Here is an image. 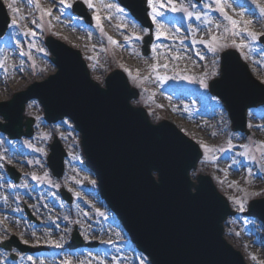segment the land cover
<instances>
[{
  "label": "rangeland",
  "instance_id": "obj_1",
  "mask_svg": "<svg viewBox=\"0 0 264 264\" xmlns=\"http://www.w3.org/2000/svg\"><path fill=\"white\" fill-rule=\"evenodd\" d=\"M0 1L11 18L5 35L0 39V64H3L0 67V83L7 84V88L0 92V102L9 100L14 93L55 72L44 46V39L53 36L83 55L91 78L101 85L104 77L114 69L125 73L134 88L139 90L144 84V91L140 88L142 91H139L140 96L134 105L145 108L154 123L170 121L199 145L202 157L191 174L192 178L207 174L215 185L224 186L223 195L229 198L232 209H241L237 201L244 205L246 197L257 198L264 194V108L247 113V137L231 133L221 104L208 96L200 83L203 79L207 84L210 78L218 75L215 61L226 49L211 52L205 46L211 36L226 35L227 40L221 42L228 43L227 48L239 51L252 76L262 83L264 47L243 34L235 37L231 33L225 34L228 22L215 10L212 0H204L200 5L192 0H176L177 6L181 2L184 7L193 5L189 10L199 12L200 20L164 9L165 16L160 22L165 25L168 38L157 39L156 25L153 24V43L148 57H142L140 53L141 39L147 31L126 11L120 13L116 8L104 6L114 4L119 7L116 0H93L95 9L88 8L83 0H69L72 4L80 1L85 6L92 21L89 26L73 15L71 8L65 9L60 0H39V8L35 0H15L13 6L18 9L17 14H13L7 6L11 0ZM229 2L232 4L227 9L229 15L239 19V14L243 13L245 19L253 20V31L264 33V18L257 7L264 6V0ZM41 9L50 10L51 15H45ZM97 14L103 31L93 19ZM13 19L17 22L15 26ZM206 19L212 23L208 24ZM133 24L136 26L133 27ZM26 32L35 35H25ZM136 36L141 39H135ZM108 37L116 43L112 44ZM233 39L237 43L243 41L248 47L243 50L232 47ZM202 40L205 43H201ZM201 56L204 58L201 59ZM153 65L157 67L155 73L151 72ZM125 69L131 71L132 76ZM137 73L138 80L133 79ZM184 76L193 79H183ZM194 82L199 85L195 86ZM190 84L194 85L190 86L193 90L201 89L198 94L186 92L184 87ZM24 114L35 119L31 140L12 142L0 135V244L15 236L22 244L44 247L47 251L29 255L20 254L14 247L9 251L0 249V264H146L136 254L123 230L113 225L114 217L95 194L93 178L81 169L84 160L79 137L71 124L62 121L47 126L42 120L40 108L33 102L26 105ZM54 136L58 137L67 153L65 172L58 181L51 177L45 165L48 146ZM199 142L215 151L205 152ZM8 166L20 174L16 184L6 174ZM33 176L40 179H33ZM60 188L73 196L70 206L61 201L58 195ZM232 191L242 196L235 198L231 195ZM26 214L33 221H29ZM74 227L85 242L96 243L95 249L60 252L68 244ZM224 231L226 240L241 252L248 264H264V232L259 223L246 220L239 214L226 221ZM57 244L60 246L57 247ZM251 256H255L256 261Z\"/></svg>",
  "mask_w": 264,
  "mask_h": 264
},
{
  "label": "water",
  "instance_id": "obj_2",
  "mask_svg": "<svg viewBox=\"0 0 264 264\" xmlns=\"http://www.w3.org/2000/svg\"><path fill=\"white\" fill-rule=\"evenodd\" d=\"M120 3L139 21L146 20L145 9L135 10L123 0ZM2 24L4 30V17ZM47 46L58 74L3 105L0 115L8 124H0V131L6 130L12 138L29 136L30 123L22 125L21 113L27 101L38 99L47 121L63 117L73 121L102 198L152 264H242L221 238V223L229 215L225 202L207 179H199L198 186L188 182L187 174L200 156L196 147L171 126L151 127L142 111L129 108L128 101L135 95L122 76L112 74L106 90L98 89L88 81L76 54L66 55L51 41ZM244 69L233 53H226L222 76L210 85L237 131L244 130L245 110L264 104V89ZM23 126L27 127L24 134ZM61 161L62 153L53 147L49 167L57 177ZM152 172L158 174L157 182ZM247 216L264 223V199L252 202ZM72 241L73 247L81 245L76 233Z\"/></svg>",
  "mask_w": 264,
  "mask_h": 264
},
{
  "label": "snow or ice",
  "instance_id": "obj_3",
  "mask_svg": "<svg viewBox=\"0 0 264 264\" xmlns=\"http://www.w3.org/2000/svg\"><path fill=\"white\" fill-rule=\"evenodd\" d=\"M83 2L87 5L88 8L95 9V4L93 3V0H83ZM14 3H15V0H11V2L7 6L13 14H17L18 9L13 6ZM147 3L151 9V12L149 13V15L151 17L152 23L156 25V33L155 34H156L157 39H160L161 37H163L165 39L168 38L167 29L165 28V25L160 22V20L162 18H164V16H165L164 9H167V11L172 12V13H176V12L184 13L188 18H192L193 16H195V19H197V20L201 19V15L199 12H193V11L189 10V8L194 7L193 5H189V7H184L183 3L181 2L180 5L177 6L176 0H147ZM212 3L215 5V10L218 11L221 14V16L223 17V19L228 22V26H226L224 29L225 34L231 33V35L233 37L243 34L244 36H246L251 41H257L262 36H264V33H258L256 31L252 30L253 20L252 19H245L243 13L239 14V16H240L239 19H235V18H233L232 15H229L227 9L232 7V4L229 2V0H212ZM35 4H36L37 8L40 7L39 0H35ZM60 4L63 5V7L65 9H70L73 7V4L70 3L69 0H60ZM104 6L109 8V9L116 8V10L120 13H124V11H125L123 8H120L114 4H107ZM257 7L259 8L260 16L262 18H264V6L257 5ZM41 11L45 15H51L50 10L41 9ZM93 19L96 21L97 26L101 28V31H103V26L101 23L100 16L98 14L94 15ZM206 22L208 24L212 23V21L210 19H206ZM16 23H17L16 19H13L12 20L13 26H15ZM258 23H259V21H258ZM135 26L136 25L133 24V27H135ZM216 28L219 29L220 25L217 24ZM145 31H147V30H145ZM29 34L35 35V33H28V32L25 33V35H29ZM127 39L128 38L126 37V40ZM135 39L139 40V39H141V37L136 36ZM108 40L112 44L116 43L115 41L112 40L111 37H108ZM222 40L226 41L227 36L223 35L221 37H218L216 35H213V36H211V39L209 42L205 43V41H203V40L200 42L205 43V46L208 47L211 52L215 53L222 48L229 47V44L226 42H221ZM231 46L238 49V50H243L244 48L248 47V45H246L243 41H241L240 43H237L234 39L231 42ZM40 51H43V49H40ZM153 51H155V46L153 47ZM174 58H178V57H174ZM203 58L204 57L201 56V59H203ZM0 67H3V64H0ZM164 67L167 68V65H164ZM125 71L128 72L129 76H132L131 71H129L128 69H125ZM156 71H157V67L155 65H153L151 68V72L155 73ZM138 77H139V73H137L136 77H133V79L138 80ZM156 78L161 79V77H159V76H157ZM166 78L167 77H164V79H166ZM145 79H147V77H145ZM183 79L191 80L193 78L189 77V76H184ZM200 83H201L202 87H207V84L204 83L203 79L200 80ZM199 143H200L201 148H203L205 152H214L215 151V149L210 148L208 145L204 144L203 142H199ZM0 158H2V157H0ZM33 179H40V178L33 176ZM237 203L240 204L241 211H243L244 205L240 201H237ZM99 214L103 215V213H99ZM25 243H26V241H25ZM56 246L59 247L60 245L57 244ZM250 258L253 261H256V259H257L255 256H251ZM29 259H31V258H29Z\"/></svg>",
  "mask_w": 264,
  "mask_h": 264
},
{
  "label": "bare ground",
  "instance_id": "obj_4",
  "mask_svg": "<svg viewBox=\"0 0 264 264\" xmlns=\"http://www.w3.org/2000/svg\"><path fill=\"white\" fill-rule=\"evenodd\" d=\"M7 78V77H6ZM7 88V84L0 83V92H3V90ZM51 156V155H50Z\"/></svg>",
  "mask_w": 264,
  "mask_h": 264
}]
</instances>
